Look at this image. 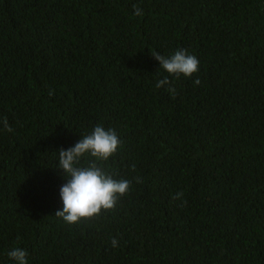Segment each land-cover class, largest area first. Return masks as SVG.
<instances>
[{"label":"trees","instance_id":"1","mask_svg":"<svg viewBox=\"0 0 264 264\" xmlns=\"http://www.w3.org/2000/svg\"><path fill=\"white\" fill-rule=\"evenodd\" d=\"M178 50L191 78L151 55ZM97 125L120 140L98 167L130 189L69 225L59 151ZM13 247L28 264H264V0H0V264Z\"/></svg>","mask_w":264,"mask_h":264},{"label":"clouds","instance_id":"2","mask_svg":"<svg viewBox=\"0 0 264 264\" xmlns=\"http://www.w3.org/2000/svg\"><path fill=\"white\" fill-rule=\"evenodd\" d=\"M134 14L141 16L142 9L134 5ZM151 55L163 70L177 79L181 76L191 78L199 72L197 57L187 54L184 50H178L171 56L158 52H152ZM194 84L199 85L200 80L196 79ZM166 85H171L167 77L158 81L156 87L162 88ZM167 90L175 95L174 87L169 86ZM3 125L7 131H12L7 118H4ZM119 146L120 140L115 130H106L97 125L90 135L84 136L74 147L59 151L58 168L63 170L67 183L60 189L63 210L57 211L56 217L74 225L82 220L98 218L102 212L115 208L118 199L129 191L130 182L113 179L98 167L97 162L108 161L115 155ZM88 157L93 159H87ZM182 195L183 193H177L176 198L179 199ZM117 244V240L113 239L112 246L116 247ZM7 255L16 264H28V253L23 248L13 247Z\"/></svg>","mask_w":264,"mask_h":264}]
</instances>
